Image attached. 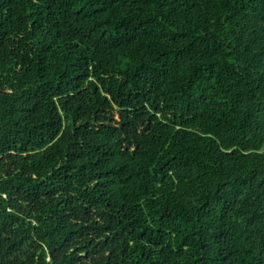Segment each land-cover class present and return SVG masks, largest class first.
Wrapping results in <instances>:
<instances>
[{
  "label": "trees",
  "instance_id": "1",
  "mask_svg": "<svg viewBox=\"0 0 264 264\" xmlns=\"http://www.w3.org/2000/svg\"><path fill=\"white\" fill-rule=\"evenodd\" d=\"M0 264H264V0H0Z\"/></svg>",
  "mask_w": 264,
  "mask_h": 264
}]
</instances>
